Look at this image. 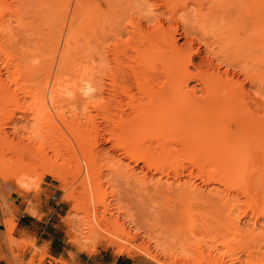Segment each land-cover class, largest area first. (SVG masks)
I'll list each match as a JSON object with an SVG mask.
<instances>
[{
  "label": "bare ground",
  "instance_id": "obj_1",
  "mask_svg": "<svg viewBox=\"0 0 264 264\" xmlns=\"http://www.w3.org/2000/svg\"><path fill=\"white\" fill-rule=\"evenodd\" d=\"M0 96V154L92 218L81 253L161 264L140 217L165 264H264V0H0Z\"/></svg>",
  "mask_w": 264,
  "mask_h": 264
},
{
  "label": "rangeland",
  "instance_id": "obj_2",
  "mask_svg": "<svg viewBox=\"0 0 264 264\" xmlns=\"http://www.w3.org/2000/svg\"><path fill=\"white\" fill-rule=\"evenodd\" d=\"M183 2L185 0H182ZM199 2H213L217 0H194ZM239 0H225L227 4L236 3ZM55 7H51L48 17L55 16ZM184 41H180L182 45ZM21 42L16 50L21 48ZM11 111V107L0 96V122L2 118ZM22 126H19L21 128ZM103 148L106 146H102ZM2 154V156H1ZM0 158V264H48L50 261L46 256V247L37 249L36 241L31 244L28 235L23 234L18 229L21 217L32 216L41 223L34 224L31 229L33 234H45L44 238H59L65 242L64 248L68 251L67 260H62V264H74L76 258L85 255L93 257L98 254H110V260H116L120 256L131 258L135 264H157L144 254L133 252L119 254L117 248L108 246L107 242H101L92 253H81L80 248L87 239L93 236V232L85 230L89 228L92 218L81 208L75 209V204L66 200V194L60 190V183L51 177H45L38 186L34 185L36 177L34 172L27 170L26 173L19 171L17 167H12L10 151H1ZM40 174L38 171L37 175ZM34 177V178H33ZM139 201V200H138ZM117 216V215H116ZM97 217L102 218L101 212ZM109 218V217H108ZM118 219V217H115ZM120 224L128 234L134 237L131 245L135 248H147L153 256H159L161 264L169 263V259L161 255V249L174 248L179 239L175 234L168 231L167 227H152L138 218V223L131 225L125 219H120ZM15 226V227H14ZM46 226V229L44 228ZM13 229L8 235L7 230ZM44 228V229H43ZM83 230V232H81ZM106 231V232H105ZM100 234L105 237L109 232H115L112 227L106 224L101 225ZM80 237V238H79ZM228 241L233 237L227 236ZM117 237L113 238L116 239ZM164 245V246H163ZM179 248V246H175ZM113 256V258H112ZM193 257V258H192ZM188 255L182 264H202L196 256ZM102 258L93 257L92 264H98ZM129 263H133V262ZM52 263V262H51ZM56 264V263H52Z\"/></svg>",
  "mask_w": 264,
  "mask_h": 264
},
{
  "label": "crops",
  "instance_id": "obj_3",
  "mask_svg": "<svg viewBox=\"0 0 264 264\" xmlns=\"http://www.w3.org/2000/svg\"><path fill=\"white\" fill-rule=\"evenodd\" d=\"M41 223L39 220L32 216H22L21 220L19 221L18 224V229L23 232V234L28 235L29 237L33 238L36 241V247L37 249H41L46 247V256L49 259L48 264H52L53 262L56 264H62V260H67L68 257V251L67 249L64 248L65 242L61 241L59 238H44V234H33L31 233V229L34 227V224ZM46 229V226H44ZM43 228V229H44ZM48 247V248H47ZM102 257L98 260V264H130L129 261L131 262V258L125 257V256H120L116 260H110L111 256L108 253L103 254H98L93 257ZM93 257H87L85 255H82L78 258L75 259L74 264H92L91 259ZM113 258V256H112ZM52 262V263H51ZM135 264L134 261H132ZM3 264V263H1Z\"/></svg>",
  "mask_w": 264,
  "mask_h": 264
}]
</instances>
